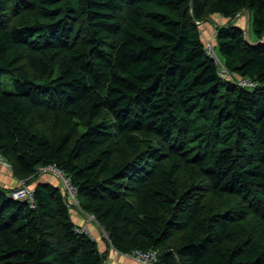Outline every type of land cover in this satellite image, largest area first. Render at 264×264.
I'll use <instances>...</instances> for the list:
<instances>
[{
    "label": "trees",
    "instance_id": "obj_1",
    "mask_svg": "<svg viewBox=\"0 0 264 264\" xmlns=\"http://www.w3.org/2000/svg\"><path fill=\"white\" fill-rule=\"evenodd\" d=\"M219 16L231 80L197 24ZM0 155L19 179L63 171L110 250L264 264V0H0ZM12 190L0 264H107L62 189L37 183L35 208Z\"/></svg>",
    "mask_w": 264,
    "mask_h": 264
},
{
    "label": "built area",
    "instance_id": "obj_2",
    "mask_svg": "<svg viewBox=\"0 0 264 264\" xmlns=\"http://www.w3.org/2000/svg\"><path fill=\"white\" fill-rule=\"evenodd\" d=\"M197 24H201V23H197ZM216 48L217 46L215 47L213 43V39L206 38V53L208 56H210L214 60L218 68L219 76L223 79L231 80L232 74L228 70L221 56L217 53ZM237 83L243 86H255L256 85V83L252 82L251 80L247 78L240 79L237 81ZM0 164L5 165L7 167H12L11 163L7 159H5L2 155H0ZM48 168L56 170L58 173H60L63 176L64 181L63 180L62 181L64 182V185L66 189L68 190V192H71V195H69L68 193L66 194V197L68 198V201L72 200L73 201L72 204L78 206L79 208L78 190L72 184L71 180L64 174L63 171L59 170L57 167L49 166V167H46L45 169L47 170ZM29 179L30 177H28L27 179H23L21 182V185L17 186L16 188L12 190L11 197L13 199L26 202L30 207L35 208L37 205L36 199H35V187H32L29 184ZM81 215L84 216L85 222L82 225L77 224V226L75 227V232L79 234L89 235L94 240H96L89 228V225L91 223L90 221L95 220L96 218L93 215H88L86 213H81ZM104 231L106 235L110 237L109 233L106 232L105 229ZM113 251L115 254H120L115 249H113ZM124 255L130 256L142 264H152L157 258L158 251L157 250H149V251L135 250L132 254H124Z\"/></svg>",
    "mask_w": 264,
    "mask_h": 264
},
{
    "label": "rangeland",
    "instance_id": "obj_3",
    "mask_svg": "<svg viewBox=\"0 0 264 264\" xmlns=\"http://www.w3.org/2000/svg\"><path fill=\"white\" fill-rule=\"evenodd\" d=\"M221 20L222 19H221L220 16L219 17H216V19L214 20L216 23L215 24L214 23L211 24L212 27H213V30H214L213 31V34L210 37H206V38H209V39H213V43H214L215 47L217 46L216 39H215L216 32H217L216 30H217L218 25L221 24ZM197 23H201V24H199V26L201 28H203V26L205 24H207V23L210 24L211 22L202 20V21H197ZM235 26L240 27V28H243L245 31L248 32L251 40L253 42L256 41V38L257 37H256L255 30H254V14L252 12L246 10V11L240 13V15L237 16V20L235 22ZM205 43H206V40H205ZM216 49H217V53L221 56L220 51L218 49V46H217ZM14 80H15V78L12 77V76H10V75L3 76V83H4L3 87H4L5 91H7V92H13L14 91ZM0 166H5V165L0 164ZM5 168H6V166H5ZM8 169L10 170V168H8ZM39 171H40L39 176L40 175H44V174H48L49 176H51V180H50L51 183L56 184V186H58L60 189H62V191H63V193L65 195L68 194V193H69V195H71V192H68V190L66 189V187L64 185V182H63L64 181L63 180V176L60 173H58L56 170L50 169V168H48L47 170L46 169H40ZM12 176L14 178H16V179H19L16 175H14L13 171H12ZM39 176L38 177H34V178L30 177L29 184L32 187H35V185L37 184V181L39 180L38 179ZM23 179H27V178H23ZM23 179H19V182H18V185L17 186L21 185V182H22ZM32 181H34V182L31 183ZM69 202L71 204L73 203L72 200L69 201ZM72 205L74 206V207H72L73 208L72 209L73 210L72 211L73 215L74 214H81L82 213V211L78 208V206H76L74 204H72ZM90 222H91L90 224H96L97 225V227L99 228L98 230L101 233V239H102L103 243L105 244V246L108 249L109 248V245H108L109 237L106 235L104 229H101L100 228V226L98 225V222L96 221V219L95 220H92ZM96 241H97V239H96ZM100 251L102 252V249L101 248H100ZM103 253L108 254L109 252L108 251H105ZM118 256H123L124 258L132 259V257L126 256V255L118 254Z\"/></svg>",
    "mask_w": 264,
    "mask_h": 264
},
{
    "label": "crops",
    "instance_id": "obj_4",
    "mask_svg": "<svg viewBox=\"0 0 264 264\" xmlns=\"http://www.w3.org/2000/svg\"><path fill=\"white\" fill-rule=\"evenodd\" d=\"M212 23H207L203 26L202 31H203V35L204 37H210L213 34V27L211 25ZM10 168V170L8 169ZM39 180L37 181V183L41 182V183H47L50 182L51 180V176H49L48 174H44V175H40ZM19 179H16L12 176V167H7L5 168V166H0V186L6 189H14L17 185H18ZM51 183V182H50ZM56 185V184H54ZM73 219L75 221L76 224H84L85 222V218L84 216H82L81 214H74L73 215ZM93 236L95 237V239H97V243L99 248L102 249V252L108 251L109 253L107 254V258H108V263L109 264H142L140 262H138L137 260H135L134 258L129 259V258H124L123 256H118V254L115 255L113 249L109 250V248L107 249V247L105 246V244L103 243L102 239H101V233L99 232V228L97 227L96 224H90L89 226ZM123 255V254H121ZM107 263V264H108Z\"/></svg>",
    "mask_w": 264,
    "mask_h": 264
},
{
    "label": "bare ground",
    "instance_id": "obj_5",
    "mask_svg": "<svg viewBox=\"0 0 264 264\" xmlns=\"http://www.w3.org/2000/svg\"><path fill=\"white\" fill-rule=\"evenodd\" d=\"M87 197V196H86Z\"/></svg>",
    "mask_w": 264,
    "mask_h": 264
}]
</instances>
